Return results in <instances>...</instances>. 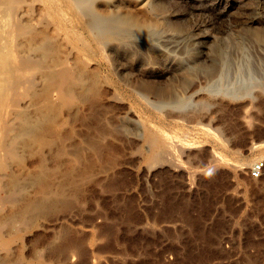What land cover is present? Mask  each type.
Masks as SVG:
<instances>
[{
	"label": "rangeland",
	"instance_id": "1",
	"mask_svg": "<svg viewBox=\"0 0 264 264\" xmlns=\"http://www.w3.org/2000/svg\"><path fill=\"white\" fill-rule=\"evenodd\" d=\"M61 1L68 38L88 44L100 70V134L88 104H74L59 111L53 144L9 163L20 181L36 172L50 185L28 186L26 198L62 187L72 204L3 230L12 210L0 205V264H264V173L250 176L264 162V0H147L141 13L138 0H99L101 16L151 12L160 24L112 43V54L94 48ZM141 81L157 90L152 105L134 92Z\"/></svg>",
	"mask_w": 264,
	"mask_h": 264
},
{
	"label": "bare ground",
	"instance_id": "2",
	"mask_svg": "<svg viewBox=\"0 0 264 264\" xmlns=\"http://www.w3.org/2000/svg\"><path fill=\"white\" fill-rule=\"evenodd\" d=\"M33 1L26 3V0H0V205L2 207L8 204L12 210L3 218L2 230L13 226L16 222L26 226L34 217L42 216L57 205L69 208L72 204V201L63 195L62 187L56 189L54 195L48 198H26L23 194L28 186H35L36 192L45 193L49 190V183L44 182L36 172L29 173L23 181H20V176L11 173L8 167L11 162H17V165L21 163L24 154L35 147L53 144L51 138L60 133L62 127V124L59 127L57 123L59 111L71 109L74 104L87 103L92 110L89 120L92 131L100 132V70L91 67L92 59L87 55L91 49L88 50V44L75 46L68 38L71 36L68 28L72 25L70 26L71 23L66 19L65 12L68 6L64 1ZM98 1L69 0V7L74 12L75 24L80 25L83 31L89 34L92 45L97 50L104 49L111 53L109 46L114 42L121 43L126 35L141 39L150 34L149 32H157L160 24L151 16L150 11L151 15L145 14L139 18L121 9L101 16L95 6ZM146 4H148L147 0H138L133 3V7L141 13L145 10ZM147 6L150 7V4ZM110 7L113 5L109 3ZM34 10L39 14L38 20L32 17ZM133 38L132 41L135 40ZM105 58L113 67L110 56L107 54ZM140 86L141 93L139 89L135 91V88V94L146 104L152 105L148 95L156 94L157 90L151 89L145 81H141ZM261 93L264 95V91L261 90ZM79 121L84 124L88 120L86 117L80 120L79 117ZM74 135L72 130L67 133L69 139ZM147 140L150 141L149 138ZM76 151L72 155L74 164L65 172V179L72 188H74L73 175L76 174V161H81L79 153L81 150ZM41 160L42 157L38 155V162ZM0 210L2 211L3 208ZM57 251L60 254L65 252L63 247L57 248Z\"/></svg>",
	"mask_w": 264,
	"mask_h": 264
},
{
	"label": "built area",
	"instance_id": "3",
	"mask_svg": "<svg viewBox=\"0 0 264 264\" xmlns=\"http://www.w3.org/2000/svg\"><path fill=\"white\" fill-rule=\"evenodd\" d=\"M264 173V162H255L250 169V176L254 179L260 178Z\"/></svg>",
	"mask_w": 264,
	"mask_h": 264
}]
</instances>
